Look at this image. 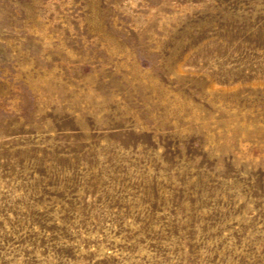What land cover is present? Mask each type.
Wrapping results in <instances>:
<instances>
[{
    "label": "rangeland",
    "instance_id": "rangeland-1",
    "mask_svg": "<svg viewBox=\"0 0 264 264\" xmlns=\"http://www.w3.org/2000/svg\"><path fill=\"white\" fill-rule=\"evenodd\" d=\"M0 264H264V0H0Z\"/></svg>",
    "mask_w": 264,
    "mask_h": 264
}]
</instances>
